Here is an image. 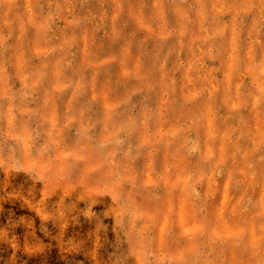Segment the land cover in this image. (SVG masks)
<instances>
[{"label": "rangeland", "instance_id": "obj_1", "mask_svg": "<svg viewBox=\"0 0 264 264\" xmlns=\"http://www.w3.org/2000/svg\"><path fill=\"white\" fill-rule=\"evenodd\" d=\"M0 264H264V0H0Z\"/></svg>", "mask_w": 264, "mask_h": 264}]
</instances>
